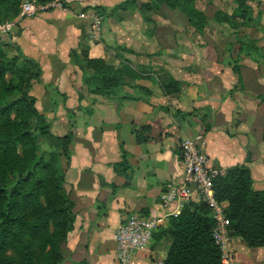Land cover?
Here are the masks:
<instances>
[{"label":"crops","instance_id":"obj_1","mask_svg":"<svg viewBox=\"0 0 264 264\" xmlns=\"http://www.w3.org/2000/svg\"><path fill=\"white\" fill-rule=\"evenodd\" d=\"M65 1L61 8L21 18L14 42L41 66L30 93L51 135L38 138L39 149H57V137L71 135L64 177L75 220L62 264H118L115 232L132 214L161 216L159 228L165 225L176 207H163L159 195L183 181L185 138L196 142L220 174L248 164L252 187L264 189V0H247L252 18L235 17L231 24L213 17L216 11L231 12L233 0H201L210 17L195 0L208 19L202 33L189 30L178 8L165 6L148 30L137 5L100 15L84 8L103 5L109 11L122 0ZM116 11L126 12L116 19ZM93 16L99 21L96 33ZM231 26L239 28L237 34ZM82 44L90 58L114 57L111 48L125 47L146 70H135L141 76L110 95L93 93L70 63ZM154 64L162 69L150 70ZM170 79L178 91L166 94L163 82ZM142 126L148 140L137 142L133 130ZM123 159L127 168L121 172L114 164ZM171 243L152 237L130 264H164ZM229 248L228 264H264V245L250 247L231 237Z\"/></svg>","mask_w":264,"mask_h":264},{"label":"trees","instance_id":"obj_2","mask_svg":"<svg viewBox=\"0 0 264 264\" xmlns=\"http://www.w3.org/2000/svg\"><path fill=\"white\" fill-rule=\"evenodd\" d=\"M136 1L122 0L109 11L103 5L84 10L93 8L100 15H108L117 9L134 8ZM155 1L178 8L197 28L196 33H201L208 22L195 0ZM246 1L233 0L232 14L216 11L213 19L231 24L235 17H249ZM19 2L0 0V20L14 15ZM61 3L67 5L65 0ZM0 43L11 44L14 49L11 56L0 53V264H62L63 244L75 220L74 201L65 188L61 166L62 161H69L71 135L57 137L59 148L40 152L38 138L51 135L50 124L30 93L32 83L40 78L41 66L15 43L1 38ZM82 51L87 67L93 70H82L81 78L93 93L110 95L114 88L126 84L125 75L140 77L134 70H117L104 58L88 57L86 46ZM233 70L238 74L239 65ZM163 89L172 94L178 91V83L170 79L163 82ZM143 130L146 127L134 128L137 142L148 140ZM114 166L124 172L126 160ZM252 182L248 164L229 167L214 177L213 192L218 201L227 202L230 237L259 247L264 245V189H254ZM213 227L206 203L190 200L177 215L168 216L152 237L157 242L172 239L164 264H225L212 236Z\"/></svg>","mask_w":264,"mask_h":264},{"label":"built area","instance_id":"obj_3","mask_svg":"<svg viewBox=\"0 0 264 264\" xmlns=\"http://www.w3.org/2000/svg\"><path fill=\"white\" fill-rule=\"evenodd\" d=\"M60 1L50 4H36L31 0H25L21 4V16L14 21L0 23V38L9 36V41L16 40L19 33V20L23 17L38 15L42 12L61 8ZM93 31L99 30L97 16H93ZM182 161L184 164L183 181L179 184H171L160 193V203L163 207L175 204L176 210L170 215H177V209L192 200L196 195L198 199L206 203L211 210L214 220L212 236L221 252L222 260L228 264L231 259L229 248L230 235L228 230L229 219L226 217V205L218 201L213 192V179L220 172L209 166L208 158L192 139L185 138L180 143ZM169 215V216H170ZM161 216L145 217L132 214L115 232V254L118 264H130L135 253L144 248L152 239L153 233L162 224Z\"/></svg>","mask_w":264,"mask_h":264},{"label":"rangeland","instance_id":"obj_4","mask_svg":"<svg viewBox=\"0 0 264 264\" xmlns=\"http://www.w3.org/2000/svg\"><path fill=\"white\" fill-rule=\"evenodd\" d=\"M24 1L25 0H20L19 4L17 6V11H16V13L14 15L5 17L3 20H0V23L1 22H5V21H14L18 17H20L21 16V4ZM31 1L35 2L36 4H50V3L54 2V1L63 2V0H31ZM136 2H137L136 3V5H137L136 8L139 9L138 13L141 14V17L144 20L143 22H146V24L148 26V30H153L155 22L152 20V17L154 15H156V14L157 15H162L163 14V8L166 5L163 4V3L156 2L155 0H137ZM67 3L68 2H66V4ZM146 3H147V5H145ZM198 3L200 5V7L203 8L206 11L207 16L210 17L212 15V12H210L211 9H208V7L203 5L204 1L199 0ZM246 6H248V9H250L248 18L251 19L252 16H253V7H252V5H250V3L248 1L246 2ZM116 12L117 13L115 14V18L116 19H121V17H123L122 13H125L126 11H120V12L116 11ZM226 13L230 15V14H232V11L231 12H226ZM185 24H187L189 26V30H192L193 33H196L197 28H195V26L191 25L190 23H186V22H185ZM206 25L204 26V29L206 28ZM231 29L234 30V31H232L233 33H236V34L238 33L237 30L239 28H237L236 26H231ZM2 38H3L4 42H8V43L11 42V41H9V36H4ZM14 42L15 41H13L12 44ZM84 45L85 44H82L81 46H79L77 51L75 50V53L73 52L71 54V57H70V63L72 65V67H73V70H78V74L81 73V75H82V72H83L82 70H93V69H91V67H87V64H86V61H85V57H84V54H83V51H82L83 48L85 47ZM11 46H13V45L0 43V53L3 52V53H5L6 56H8V55L11 56L14 53V49ZM111 53H113L112 55L115 58L110 55V56H107L106 58H104V60H105V62L107 64H110L111 66H113L117 70H134V71L135 70H146L142 66L141 67L136 66L137 63L135 65V62H137V57L133 56V54H131V52H129L127 50V48L125 49L122 46L117 45V46L111 48ZM155 60L156 59H153V62H156ZM133 63H134L135 66L133 65ZM153 66L155 68H152ZM152 67H151L150 70H161L162 69V67L159 66L158 64H154V65H152ZM135 72H137V71H135ZM137 74H139V73L137 72ZM139 75L141 76V74H139ZM138 78L139 77L134 79L132 76L125 75L123 79H125V80L130 79V80L134 81V80H136ZM139 87L142 90V87L141 86H139ZM39 150H40V152H48V151H50V150L47 151V150H41V149H39ZM61 166L64 167V161H62Z\"/></svg>","mask_w":264,"mask_h":264}]
</instances>
